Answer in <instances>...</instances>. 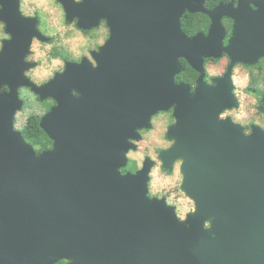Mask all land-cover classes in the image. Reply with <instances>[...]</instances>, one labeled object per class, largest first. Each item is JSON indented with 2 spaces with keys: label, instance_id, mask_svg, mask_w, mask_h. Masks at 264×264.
<instances>
[{
  "label": "water",
  "instance_id": "water-1",
  "mask_svg": "<svg viewBox=\"0 0 264 264\" xmlns=\"http://www.w3.org/2000/svg\"><path fill=\"white\" fill-rule=\"evenodd\" d=\"M66 3L85 26L108 16L113 37L98 55L99 68L70 65L64 76L36 89L60 101L43 121L56 149L39 159L12 131L16 88L29 83L23 56L35 21L20 16L16 0H7L0 13L15 36L0 54V84L12 86L0 94V264H52L60 255L76 257V264H264V132L245 137L217 119L232 99L224 87L221 99L206 104L198 91L189 109L184 85L172 81L181 70L178 56L200 67L203 54H219L213 37L223 32L220 17L234 14L221 5L210 12V36L189 39L178 17L185 7L202 8L203 0ZM261 54L264 4L259 12L249 9V58L239 59L255 61ZM73 87L81 98L72 96ZM177 101L179 122L170 130L177 143L163 156L169 165L185 157V187L199 205L190 228L172 209L145 198L143 173L122 177L117 171L126 137L151 111ZM210 215L217 217L215 239L203 230Z\"/></svg>",
  "mask_w": 264,
  "mask_h": 264
},
{
  "label": "clouds",
  "instance_id": "clouds-1",
  "mask_svg": "<svg viewBox=\"0 0 264 264\" xmlns=\"http://www.w3.org/2000/svg\"><path fill=\"white\" fill-rule=\"evenodd\" d=\"M74 5H83L86 0H72ZM246 3L253 12H259L264 0H203L202 8L193 11L185 7L178 17L179 30L189 39L202 34H211L215 21L210 12L221 5L238 10ZM7 0H0V13L5 11ZM20 16L35 21L34 33L23 56V77L29 81L16 88L19 106L12 113V131L31 147L39 159L47 152L55 151L56 139L44 126V119L60 106L53 95L44 96L36 89L43 88L58 77L64 76L70 65L89 64L92 69L100 67L99 53L113 37V28L108 16H100L90 26L81 23L79 15H71L66 0H16ZM224 29L219 54H203L200 67L194 66L189 57L180 55L177 60L182 68L172 76L173 84L187 87L188 95L195 96L201 80L211 88H218L227 78L231 84L234 102L224 105L217 119L239 127L242 135L251 136L256 129L264 132V54L255 61L234 57L226 49L236 35L237 18L228 13L220 17ZM15 39L9 30L7 19L0 17V54ZM11 84H0V94L11 93ZM71 94L79 99L83 92L73 87ZM179 102L151 111L147 123L136 126L128 135L123 150V163L117 171L122 177L129 174H144L145 198L162 203L172 209L175 218L186 228L191 227L190 214L198 211V201L185 187V157L178 155L171 164L163 153L170 151L177 138L170 130L179 122ZM210 215L203 221V230L211 232L216 221ZM217 237L211 232V238ZM76 257L60 255L52 264H76Z\"/></svg>",
  "mask_w": 264,
  "mask_h": 264
},
{
  "label": "flooded vegetation",
  "instance_id": "flooded-vegetation-1",
  "mask_svg": "<svg viewBox=\"0 0 264 264\" xmlns=\"http://www.w3.org/2000/svg\"><path fill=\"white\" fill-rule=\"evenodd\" d=\"M223 7L225 10L231 11L234 14V16L237 18L236 35L234 37L235 43L233 40L231 43V46L229 48H227L226 50L229 51L236 58H241L242 56L249 58V8L247 7V4H241L242 9H239L241 11L232 10L231 6H227V7L223 6ZM244 17L247 18L246 24H242L238 21L241 19L243 20ZM222 29H223V27H222ZM223 35H224V29H223V32L221 33V35H216L213 37L214 40L220 41V49H221V41H222ZM238 38H240V39H238ZM204 39H206V38H204ZM204 41H206V40H204ZM239 42H245V43L239 44ZM233 43H234V45H233ZM120 44H119V47H121ZM202 45L205 48V50L207 47H209L207 44H205V42H203ZM242 47H245L244 50ZM219 52H220V50H219ZM107 54H108V52H107ZM181 68H182V65H181ZM184 87L186 89V94L184 95V102L189 107V109H194V107L196 106L195 103L197 101V94L199 92H197V94L195 96H190V95H188L187 87L185 85H184ZM223 87L226 89L227 95L229 97H231L232 99H234L231 96V84H230V81L227 80V78L220 81V86L218 88H216L217 92H216L215 88H214V91H212L211 89H213V88L205 85L203 83V81L201 80L200 87H199L198 91H200V93L203 94L202 95V101L206 104V103H211L212 101H215L216 100L215 96H218V99H221V90ZM232 99L228 100L227 103H229V104L233 103ZM171 135H174L173 131L171 132Z\"/></svg>",
  "mask_w": 264,
  "mask_h": 264
}]
</instances>
